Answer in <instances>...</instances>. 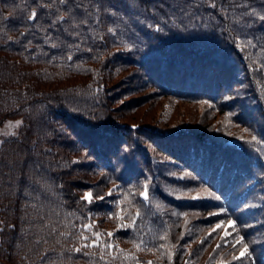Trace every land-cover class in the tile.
Returning <instances> with one entry per match:
<instances>
[{
  "label": "trees",
  "instance_id": "16d2710c",
  "mask_svg": "<svg viewBox=\"0 0 264 264\" xmlns=\"http://www.w3.org/2000/svg\"><path fill=\"white\" fill-rule=\"evenodd\" d=\"M262 16L0 0V264H264Z\"/></svg>",
  "mask_w": 264,
  "mask_h": 264
},
{
  "label": "snow or ice",
  "instance_id": "6c2138e0",
  "mask_svg": "<svg viewBox=\"0 0 264 264\" xmlns=\"http://www.w3.org/2000/svg\"><path fill=\"white\" fill-rule=\"evenodd\" d=\"M60 2L64 3V0H60ZM35 16H36V13L32 12V14L29 17V19H34ZM261 20H264V16L261 17ZM146 188H147V186L145 185V189ZM91 195H92L91 193L86 194L85 199H89L90 200L91 199ZM142 195L144 196V199H148L146 191L144 193H142ZM120 219H123V217H121ZM229 225L234 227V225H232L231 222H229ZM87 227L90 229L92 227V225H88ZM221 227L222 226L218 224L212 229V231H215L216 229H219ZM108 235L111 236L112 233H108ZM227 235H228V233L225 232L224 236H222L221 239L223 240ZM100 237H101L100 233H95V240L90 245H85V247H100V244L98 243L100 241ZM165 238L166 237H161V239H165ZM85 239H87V238L85 237ZM243 239H244L243 237H238L237 238L236 243L241 245V252H240V257L234 256L233 259H239L241 257L246 256V254H247V245L244 244ZM107 247L111 248L112 245H107ZM136 247L139 248V245H136ZM219 247H220V245H217V248H219ZM75 250L79 252L81 249L77 248ZM169 256H171L170 252H169ZM149 264H151V261H149ZM185 264H188V262H185Z\"/></svg>",
  "mask_w": 264,
  "mask_h": 264
},
{
  "label": "rangeland",
  "instance_id": "374dc122",
  "mask_svg": "<svg viewBox=\"0 0 264 264\" xmlns=\"http://www.w3.org/2000/svg\"><path fill=\"white\" fill-rule=\"evenodd\" d=\"M178 109H180V107ZM184 111H186V113L189 114L193 110H192V107L189 108V106H188L185 108ZM21 124H22L21 118H14V119L7 120L4 124L0 125V144L6 138H9L11 136H15L17 134Z\"/></svg>",
  "mask_w": 264,
  "mask_h": 264
}]
</instances>
